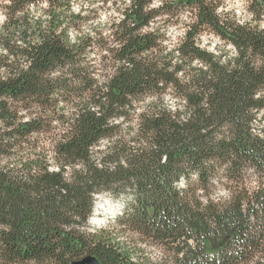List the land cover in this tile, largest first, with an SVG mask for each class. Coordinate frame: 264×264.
<instances>
[{"label": "trees", "instance_id": "obj_1", "mask_svg": "<svg viewBox=\"0 0 264 264\" xmlns=\"http://www.w3.org/2000/svg\"><path fill=\"white\" fill-rule=\"evenodd\" d=\"M66 2L50 0L47 28L29 21L27 5L37 0L0 3L9 17L0 29V47L9 52L0 55V264H76L90 254L102 264H264V129L255 127L264 116V32L232 20L221 25L214 13L223 0H167L147 14L150 0H135L114 33L120 50L100 33L95 44L87 37L72 45L67 28L57 30L65 23L78 28L84 17L60 19ZM185 7L196 9L198 22L179 48L182 62L169 72L177 58L157 43L166 37L133 33L152 17H175ZM250 10L259 19L264 0H254ZM207 30L237 46L235 67L195 46L193 37ZM93 53L98 65L79 67ZM196 58L210 66L207 72L190 67ZM124 59L135 67H117ZM109 69L105 92L89 73L106 78ZM52 71L61 75L53 80ZM179 71L190 82L182 84ZM164 94L187 100L175 119ZM205 98L208 107L201 106ZM93 104L102 117L89 110ZM134 106L146 109L135 128L109 125L108 117L131 121ZM49 153L60 173L48 172ZM105 194L123 197V207L90 232L97 196ZM147 246L160 255H147Z\"/></svg>", "mask_w": 264, "mask_h": 264}, {"label": "clouds", "instance_id": "obj_2", "mask_svg": "<svg viewBox=\"0 0 264 264\" xmlns=\"http://www.w3.org/2000/svg\"><path fill=\"white\" fill-rule=\"evenodd\" d=\"M167 0H150L143 6V12L145 14L152 11H159L166 4ZM209 0H205V3H208ZM0 3L4 5H11L12 0H0ZM70 8L67 10V15L72 16H80V17H92L86 21L80 22V26L77 28L75 26L69 27L68 23H65L60 29L57 30V35L60 34L65 28H67V37L69 43L72 45H78L82 42L83 39L87 37H91L94 44L95 41L99 38L97 33L102 34V36L107 40L109 48H115L116 50H120L122 45L115 40L114 33L122 31L120 25L127 19L126 13L131 11L134 7L135 0H69ZM254 0H223V3L215 8V15L220 19L221 25L224 24L225 20H232L236 24L240 26H247L251 29H254L259 32H264V12L260 13L259 19H257V13L255 11L250 10ZM52 7L50 0H37V3L27 5V11L29 12V21L40 20L42 21V26L44 28L48 27V22L52 20V16L48 14L47 10ZM196 9L185 7L182 11L178 12L175 17H172L168 13H161L160 15L152 17L148 24L141 27L136 33L133 35H147L149 33L152 34H163L166 38L163 41H157V43H161L165 46L166 51L164 55L168 53H173V55L177 59H173L172 64L173 67L168 69L169 72L175 71V65L179 61V57L181 55L179 48L182 46L183 42L187 38V33L191 30V26L198 22V17L195 14ZM24 13L18 12L17 17L23 16ZM9 17L6 14V10L4 8H0V29L8 22ZM178 21V22H177ZM167 22V23H166ZM115 25V27H113ZM129 27H135V24L132 21H128ZM206 27V26H205ZM195 41V46L198 47L202 51H206L212 54L215 58L219 60V63L223 66L228 63L229 60H233L232 67H235V59L239 58V51L237 46L230 42L224 40L220 35L215 32L210 31H202L198 33L195 37H193ZM17 44L20 47H26L23 41H17ZM222 53H227L223 56V59H219ZM0 55L8 56L9 52L6 48L0 47ZM103 55H110L107 49L104 50ZM146 55V53L140 54V56H136V59H140L141 56ZM16 57H10L9 62L15 60ZM26 59V58H25ZM99 61V56L93 53L91 56L87 57V60L81 62L79 67L88 68L89 63L93 66H97ZM31 61L22 62L21 68L24 71H28L31 67ZM117 67H124L126 70H131L135 67V65L131 64L127 59L123 61H116ZM71 67V65H68ZM162 65H158L161 67ZM191 68L203 69L205 72L209 70V65L203 62L201 59L196 58L191 61ZM232 69L229 68V71ZM5 72V69L0 68V73ZM109 75L106 78H101L98 72H90L89 78L93 79L97 82V85L102 87L106 92L108 89L105 87L110 80L113 78L111 74V69H109ZM61 75L60 71H52L51 77L55 80L57 77ZM176 78L180 80V82L186 83L190 82V78L185 77L184 71H179L175 73ZM67 79H72L71 73L65 77ZM211 78V77H209ZM6 79V78H5ZM75 83V80H74ZM97 85H94L97 86ZM163 83L161 82V87ZM171 92V88L168 90ZM53 96L56 98L57 95L53 93ZM131 98V96H129ZM156 97H152L155 99ZM164 101V108L172 114L173 119L176 118V113H183L185 111V106L187 104V100H181L178 97H174L172 95L164 94L162 97ZM102 104L107 106V97L104 98ZM201 106L208 107L207 99L201 102ZM59 107H64V102L61 100L59 102ZM89 110L95 113L97 118H100L104 115V111L102 110L100 105H90ZM146 109L142 107L134 106V117L131 121H128L126 116H118L117 117H108V123L111 125L113 122L115 124H122L127 122L131 127H136V118L145 112ZM67 115V113H65ZM133 115V113H130ZM181 120H185V116L181 115ZM58 123V122H54ZM10 130V129H9ZM166 161V157H165ZM49 173H60L61 168L57 164L56 160L53 159V154L49 153L47 157ZM125 167H127L126 161H121ZM99 167H103V165H98ZM76 169L79 171L82 168V165L79 163L76 164ZM67 172H64V178L66 179L71 172V168L65 165ZM72 181L69 180V183ZM226 194V193H222ZM123 205L117 206L115 209L109 210L108 208L105 212L109 216H115L116 211L122 208ZM91 223H95L98 228H102L106 221L105 220H90ZM92 232H97L96 229H90Z\"/></svg>", "mask_w": 264, "mask_h": 264}, {"label": "rangeland", "instance_id": "obj_3", "mask_svg": "<svg viewBox=\"0 0 264 264\" xmlns=\"http://www.w3.org/2000/svg\"><path fill=\"white\" fill-rule=\"evenodd\" d=\"M66 3L68 5L67 9H69L70 8L69 0H67ZM105 3H106V1H105ZM57 11L59 12L60 10H57ZM47 12H48V10H47ZM60 12H62V11H60ZM48 14H49V12H48ZM62 15L63 16L60 19H63V20H68L67 18L71 17V16L67 15V11L65 13H63ZM91 18L92 17H84L83 21H86V20L91 19ZM255 125H256L255 126L256 130L264 129V116L259 117L258 120L256 121ZM97 198L98 199H97V202H96V206H95V209L93 211V214H92L90 220H93L92 218H94V217L96 218L97 217L99 220H105L106 221L105 225H106L108 223V221L114 216H109L105 212V210L107 208L109 210H112V209H115L119 205H123V199L124 198L123 197H119V198L118 197H113L112 195H109V194L101 195V196H99ZM121 209L122 208H120L118 211H116V214L120 213ZM90 229H96L97 230V229H100V228H98V226L95 223H91L89 221L88 231H90ZM90 232H92V231H90ZM122 239H124V238H122ZM145 251H146V254L149 255L152 258H156V257H158L160 255L159 250L157 248L153 247V246H147Z\"/></svg>", "mask_w": 264, "mask_h": 264}, {"label": "water", "instance_id": "obj_4", "mask_svg": "<svg viewBox=\"0 0 264 264\" xmlns=\"http://www.w3.org/2000/svg\"><path fill=\"white\" fill-rule=\"evenodd\" d=\"M76 264H102L97 257L94 255H87L80 259Z\"/></svg>", "mask_w": 264, "mask_h": 264}, {"label": "bare ground", "instance_id": "obj_5", "mask_svg": "<svg viewBox=\"0 0 264 264\" xmlns=\"http://www.w3.org/2000/svg\"><path fill=\"white\" fill-rule=\"evenodd\" d=\"M92 219H93V220H99L97 217H96V218L94 217V218H92Z\"/></svg>", "mask_w": 264, "mask_h": 264}]
</instances>
